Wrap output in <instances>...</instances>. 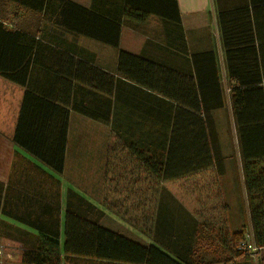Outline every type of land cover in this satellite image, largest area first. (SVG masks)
<instances>
[{"label": "crops", "instance_id": "obj_1", "mask_svg": "<svg viewBox=\"0 0 264 264\" xmlns=\"http://www.w3.org/2000/svg\"><path fill=\"white\" fill-rule=\"evenodd\" d=\"M71 1L120 21L118 47L68 32L33 15L19 21L23 30L55 49L44 51L51 59L43 55L37 65H32L28 89L58 101L64 99L65 68L73 58L74 70L77 61L84 65L79 80L75 76L72 79L78 92L71 102L101 115L93 119L69 108L64 170L55 175L60 182L62 222L66 211L74 212L144 246L155 245L179 264H264V248L238 257L231 253L236 236L251 228L243 164L250 171L251 186L261 178L259 184L264 186V0H177L179 26L153 13L142 22L128 21L125 0ZM153 2L165 9L169 1ZM4 6L11 3L4 0ZM240 38L250 41L259 58L262 82L250 86L254 89L247 91L244 107L234 110L231 90L239 84L228 72L230 59L238 50L235 41ZM120 51L147 60L153 77L149 86L125 79L126 63L120 59ZM210 52L215 67L207 61ZM248 71L254 73L253 69ZM105 74L115 81L111 101ZM215 74L223 89L224 106L212 109L210 114L216 124L223 174H218L214 162L203 167L202 157L200 163L196 159L190 164L202 168L186 170L171 179H156L137 164L131 145L136 147L137 142L142 150L155 154L163 149L165 158H174L176 153L190 158L186 150L170 152L169 140L175 136L186 142L184 138L195 134L189 120L203 117L202 111L194 109L195 103L203 105L205 97L208 103L219 102L213 84ZM0 78L9 84L5 97L14 115L11 139H7L14 153L10 154L3 182L13 193L16 183L25 178V170L32 174L35 172L31 168L39 166L53 173L13 144L26 88ZM109 113V120H102ZM241 118L246 123L238 127ZM159 136L166 137L164 148L147 143L148 137ZM171 166L185 168L187 161ZM263 195L253 190L254 200ZM0 218L4 220L0 242L5 237L26 235L25 242L18 244L21 251H7L0 264H23V250L35 248L39 235L1 213ZM67 264L104 261L74 259Z\"/></svg>", "mask_w": 264, "mask_h": 264}, {"label": "trees", "instance_id": "obj_2", "mask_svg": "<svg viewBox=\"0 0 264 264\" xmlns=\"http://www.w3.org/2000/svg\"><path fill=\"white\" fill-rule=\"evenodd\" d=\"M168 1L164 9L163 5H155L153 0H125V18L128 21L142 22L146 16L153 13L166 21H172L174 26H179L177 0ZM6 3H11L12 7L4 6V0H0V77L26 88L12 139L13 144L53 173H47L39 166L31 168L41 181V186L37 189L42 191L43 198L38 201L31 198L23 201L21 197L24 195L20 197V194L15 191L9 192V186L0 182V213L39 235L35 248L23 250L22 263L67 264L68 260L72 263L74 259H95L104 261V264H179L155 245L144 246L74 212L66 211L62 222L60 182L55 175L62 174L64 170L69 108H74L77 112L93 119H99L101 115L88 106L75 105L71 102L72 95L78 92L76 85L73 86L72 79L75 76V80H79L81 66L84 65L83 62L77 61V68L74 70L73 58L67 62L65 68L64 99L59 98L60 101H58L35 94L28 89L32 65H37L43 55L48 59L52 58L44 53L45 50H55L52 45L38 39L36 34L23 30L20 24H17L28 14L68 32L93 38L115 48L119 45L120 21L107 19L105 13L93 8H84L71 0H6ZM235 42L238 50L230 59L228 75L230 79L236 78L239 84L231 90L232 108L237 110L244 107L247 91L254 89L250 86L262 82V78L259 58L253 52L250 41L240 38ZM119 57L126 63L123 73L125 79L138 85L149 86L153 77L150 75L146 59L123 51L119 52ZM193 59L196 63L195 55ZM207 61L213 66L216 65L211 52L208 54ZM248 69H253L254 73H250ZM105 75L108 76V93L111 101L115 81L111 75ZM213 78H215L213 84L219 94V102L208 103L205 97L203 105L195 103L194 109L203 113V117L199 115L198 118L189 120V125L192 126L195 134L188 140L184 138L186 142L175 136H171L169 140L170 152L175 149L186 150L190 158H185L179 153H176L174 158L171 155L165 158L163 149L155 154V152L146 151L147 149L142 150L144 148L138 147L137 142L136 147L131 145L130 149L136 156L137 164L144 167L156 179L160 181L171 179L188 170L202 168V165L190 166L192 160L197 159L200 163L202 157L203 167L214 162L218 174H223V158L220 153L216 124L210 114L212 109L224 106L223 89L218 75L215 74ZM204 94H207V89ZM109 116L110 113L102 117V120H109ZM245 123L243 118L237 120L238 127ZM196 125L198 134H196ZM165 138L164 136L148 137L150 142L147 141V143L164 148ZM175 160L184 163L187 161V166L174 168L171 163H177ZM243 170L250 195L251 229L254 242L257 247L264 248V195L258 200L252 197L253 190L264 192V186L259 184L262 178L257 184L252 183L253 186H251V174L249 175L250 171L245 164H243ZM243 238L244 232L236 236L235 243L231 246L234 257L245 255L244 251L238 250V245Z\"/></svg>", "mask_w": 264, "mask_h": 264}, {"label": "rangeland", "instance_id": "obj_3", "mask_svg": "<svg viewBox=\"0 0 264 264\" xmlns=\"http://www.w3.org/2000/svg\"><path fill=\"white\" fill-rule=\"evenodd\" d=\"M10 7H12V5ZM17 24H20V22H18ZM0 81H1L0 82V135H1L0 136V182L3 183L6 177V171H7L6 168L8 167V164H9L8 160L11 157L10 154L14 153L13 150H11V142L9 141L11 139L14 115L11 111V107L10 108L8 107L9 105L5 97L6 95L5 89H6V86L9 84L5 82L4 80H2L1 78H0ZM25 172H26L25 178L20 179V181L22 180V182L19 181V183H16L17 188L15 192L19 193L20 197L21 195H24L21 197L23 201L24 200L28 201L29 199L27 198H31V200L38 201L39 199L43 198L42 191L40 189H37L38 186H41V181L36 173L31 172L32 174H30L28 173L27 170H25L24 173ZM147 185H148L147 183L145 186L143 185L144 188ZM80 195L84 197L83 192L80 193ZM26 206L27 205H25V207ZM3 221L4 220H1L0 218V222H1L0 224H3ZM0 233H3V231L0 230ZM10 240L14 241V243H10ZM25 240H26V235H21L20 238H14V239H8L6 237L3 238V240L0 242V246L2 247V250H3V255L0 258V260L4 258L3 256L5 255L7 251L9 252L10 251H15V252L21 251L18 248V244H20L21 242H25Z\"/></svg>", "mask_w": 264, "mask_h": 264}, {"label": "built area", "instance_id": "obj_4", "mask_svg": "<svg viewBox=\"0 0 264 264\" xmlns=\"http://www.w3.org/2000/svg\"><path fill=\"white\" fill-rule=\"evenodd\" d=\"M238 250H242L245 252V254H254L257 253L260 248L256 246L254 242V236L252 229H247L244 233V238L238 245ZM3 255L2 247L0 246V258Z\"/></svg>", "mask_w": 264, "mask_h": 264}]
</instances>
